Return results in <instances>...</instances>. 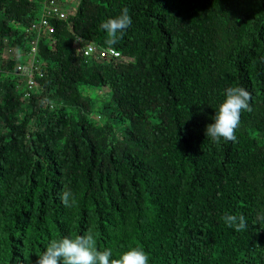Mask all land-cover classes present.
Instances as JSON below:
<instances>
[{
  "label": "trees",
  "instance_id": "1",
  "mask_svg": "<svg viewBox=\"0 0 264 264\" xmlns=\"http://www.w3.org/2000/svg\"><path fill=\"white\" fill-rule=\"evenodd\" d=\"M58 1L74 12L40 32L42 0H0V264L89 233L114 259L138 246L150 264H264V0ZM125 8L109 45L101 24ZM230 87L250 110L214 142Z\"/></svg>",
  "mask_w": 264,
  "mask_h": 264
},
{
  "label": "clouds",
  "instance_id": "2",
  "mask_svg": "<svg viewBox=\"0 0 264 264\" xmlns=\"http://www.w3.org/2000/svg\"><path fill=\"white\" fill-rule=\"evenodd\" d=\"M132 23L126 8L122 9L118 16L106 19L101 24L108 37L106 43L117 44L120 36L132 26ZM249 102L250 94L246 89L228 88L225 99L212 117L213 122L206 127V136L214 142L234 141L236 139L234 133L239 125L242 111L250 110ZM70 197H72L70 192H64L60 200L66 206H70ZM222 219L228 228L237 232L248 228L244 215L226 214ZM150 259V254L138 246L125 251L118 259H114L110 249L97 248L95 235L89 233L87 236L64 237L51 242L44 253L38 257L37 264H150Z\"/></svg>",
  "mask_w": 264,
  "mask_h": 264
},
{
  "label": "built area",
  "instance_id": "3",
  "mask_svg": "<svg viewBox=\"0 0 264 264\" xmlns=\"http://www.w3.org/2000/svg\"><path fill=\"white\" fill-rule=\"evenodd\" d=\"M78 2V1H77ZM75 4V3H73ZM72 6V3L69 7ZM68 9L66 7L60 6L58 0H42L41 2V18L37 23L32 24V29L39 30L40 32L44 31L46 28L49 27V21L48 18L52 16H58L60 19H66L68 17ZM83 41V40H81ZM85 49L84 54L86 56H89L91 54H98L100 57H112V58H120L121 54L119 51L113 49V48H102L98 47L96 44L92 42H86L85 43ZM35 53H36V47H33L32 51L29 53V57H31L32 65H19L17 67V71L23 75L27 76V88L28 92L30 90L34 89L35 81L32 78V73L34 71L35 66ZM28 95V93H27Z\"/></svg>",
  "mask_w": 264,
  "mask_h": 264
},
{
  "label": "rangeland",
  "instance_id": "4",
  "mask_svg": "<svg viewBox=\"0 0 264 264\" xmlns=\"http://www.w3.org/2000/svg\"><path fill=\"white\" fill-rule=\"evenodd\" d=\"M77 1H78V0H74L73 2H74V3H77ZM69 6H70V5L67 4V6H65V7L68 9V12L73 13V12H74V9H73L72 7H69Z\"/></svg>",
  "mask_w": 264,
  "mask_h": 264
}]
</instances>
